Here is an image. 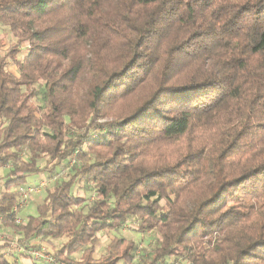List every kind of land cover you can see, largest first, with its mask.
<instances>
[{"label": "trees", "instance_id": "obj_1", "mask_svg": "<svg viewBox=\"0 0 264 264\" xmlns=\"http://www.w3.org/2000/svg\"><path fill=\"white\" fill-rule=\"evenodd\" d=\"M0 26L3 227L66 239L55 264H264V0H0ZM72 159L17 225L13 190ZM130 220L157 247L97 257Z\"/></svg>", "mask_w": 264, "mask_h": 264}, {"label": "rangeland", "instance_id": "obj_2", "mask_svg": "<svg viewBox=\"0 0 264 264\" xmlns=\"http://www.w3.org/2000/svg\"><path fill=\"white\" fill-rule=\"evenodd\" d=\"M0 40L5 42L6 46L3 48H0V54H3V50L6 49V47L12 42V37L9 31L0 26ZM10 71L14 74L18 75V72L15 67H9ZM41 88L37 86V90ZM38 103L42 102V96L41 94L38 95V98L36 99ZM76 161L74 159L70 160L68 163L63 164V166L59 167L54 174L45 173V174H38L28 177L27 185L36 186L40 184L41 182L46 183V188L42 191L40 195H36L32 197L30 200V204L27 208L23 209L19 213V217L23 219L24 221L27 219L28 216H32L36 214V208L39 204H41L44 200L46 190L52 188L56 182H60L62 180H65L67 176L72 172V168H74ZM43 165V164H41ZM10 169H12L11 166H8L6 168L0 169V186H3V179L5 176L9 173ZM92 188V185L87 180H81L75 187V192L77 194L86 195L87 202L86 205L91 203L95 199V194ZM139 225L136 220H130L128 224L122 228L119 231L115 232H102L98 235L99 237V244L97 245V257L103 253L105 247L111 242L112 239L116 237H125L127 239H132L136 241L139 247L140 254L143 253H150L155 247L158 245L159 237L155 232L150 233H142L140 234ZM20 236L21 233H19L16 229L13 228H5L0 223V246H5L6 242L13 241L14 244L17 246H24L25 244H28V248L23 253H18L17 251L14 252L13 255H15L13 258H9L10 260L18 261L22 264H48L45 260H37L35 259L31 252L35 250H41L44 249L46 255H51L52 253L60 248L66 239H50L48 241H44L40 238H34L33 240H24ZM4 248V247H2ZM5 249V248H4ZM3 249V250H4ZM16 253V254H15ZM81 254H78L77 257H80ZM139 258V256H138ZM140 259V258H139ZM138 259V260H139ZM173 264H189L183 260H179L178 262H174Z\"/></svg>", "mask_w": 264, "mask_h": 264}, {"label": "built area", "instance_id": "obj_3", "mask_svg": "<svg viewBox=\"0 0 264 264\" xmlns=\"http://www.w3.org/2000/svg\"><path fill=\"white\" fill-rule=\"evenodd\" d=\"M46 188V183L41 182L40 184L36 186H19L13 190L16 196V204L13 208V212L17 214V217L15 218V223L17 225L23 224V219L19 217V213L21 210L27 208L30 204V200L32 197L36 195H40L42 191ZM1 191V186H0ZM1 223V221H0ZM22 239L23 237L20 236ZM34 239V238H33ZM30 239V240H33ZM29 241V240H28ZM4 255L9 258H13L15 255L14 252L17 251L18 253H23L27 250L28 244H25L24 246H17L14 244L13 241L6 242V245L4 246ZM16 254V253H15ZM32 256L37 260H45L48 264H55V259L51 255H46L44 249L41 250H35L31 252Z\"/></svg>", "mask_w": 264, "mask_h": 264}]
</instances>
